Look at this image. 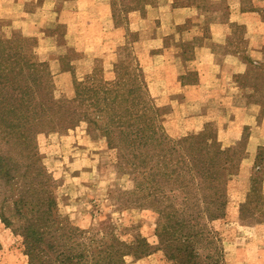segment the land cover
Masks as SVG:
<instances>
[{
	"label": "rangeland",
	"instance_id": "rangeland-1",
	"mask_svg": "<svg viewBox=\"0 0 264 264\" xmlns=\"http://www.w3.org/2000/svg\"><path fill=\"white\" fill-rule=\"evenodd\" d=\"M260 1L264 6V0ZM250 3L240 0L241 10L252 9ZM156 4L157 0H0V39L18 40L31 48L37 62L48 66L46 81L58 110L52 124L55 128L34 136L37 156L30 163L33 168L19 166L14 181L8 184L0 179V264H31L22 233L26 222H33L31 210L38 198L53 201L57 224L49 228L50 232L68 227L77 243L93 239L91 248L99 246L102 239L115 238L128 244L144 239L153 251L140 258L127 256L126 264H171L164 251L158 250V231L163 224L158 210L170 205L178 208L180 202L168 195L146 200L144 165L138 163L139 158L110 146L102 135V124L88 109L92 101H88L87 91L103 90L105 84L122 96L139 84L138 98L152 110V123L173 144L206 138L218 144L220 152L237 155L228 176L224 213L209 221L208 227L218 242L221 264H264V176L257 167L263 165L264 147L250 143V128L242 127L238 120L244 113L234 106L254 101L262 106L264 115V48L255 53L248 49L251 30L245 25L236 28L232 40L246 41L234 50L240 55L243 70L236 79L257 90L247 99L234 98L232 93L224 95L226 108L235 114L230 126L235 139L220 142L219 128L213 123L196 130L186 122V116L174 113L178 109L174 95L168 102L166 96H160V84L167 86L165 77L172 76L171 69L176 70V66L169 63L166 70L158 71L156 55L171 51L174 34L182 27L164 37L168 18L151 10ZM259 11L264 21V7ZM203 32L206 38V28ZM194 48H181L186 60L184 82L196 80L192 69L196 66L192 63ZM68 111L77 115L87 112L91 121L79 115L78 123L66 124L63 117ZM5 142L1 136L3 154L7 150ZM10 153L25 164L23 157ZM252 161L257 165L256 173L248 180L238 177L240 167ZM20 200L28 204L21 214L20 205H16ZM44 260L46 263L47 258Z\"/></svg>",
	"mask_w": 264,
	"mask_h": 264
},
{
	"label": "trees",
	"instance_id": "trees-1",
	"mask_svg": "<svg viewBox=\"0 0 264 264\" xmlns=\"http://www.w3.org/2000/svg\"><path fill=\"white\" fill-rule=\"evenodd\" d=\"M30 51L16 39H0V137L7 147L4 154L0 152V179L6 184L14 181L19 166L33 168L30 163L37 156L34 136L54 129L52 124L57 119L58 110L46 81L48 66L37 62ZM140 90L137 84L122 96L110 84L103 90L91 89L87 91L88 101H92L88 109L102 124L100 131L109 145L120 153H130L133 159L139 158L138 163L144 165L146 200L160 195L179 200L178 208L170 205L158 210L163 221L158 250L164 251L168 262L221 264L219 245L208 222L224 213L228 176L237 155L220 152L218 144L206 138L173 144L152 123V110L138 98ZM73 111L65 113L66 124L78 123L79 115L90 123L87 112L77 115ZM10 151L23 157L25 164ZM200 193L202 198L198 199ZM17 204L20 214L28 205L23 200ZM53 206L50 198H38L31 210L33 222H26L22 236L31 264H126L127 256L140 258L153 251L144 239L131 244L102 239L99 246L91 248L93 239L77 243L68 227L50 232L49 228L57 224ZM57 231L59 234H55ZM42 258H47L46 263Z\"/></svg>",
	"mask_w": 264,
	"mask_h": 264
},
{
	"label": "crops",
	"instance_id": "crops-1",
	"mask_svg": "<svg viewBox=\"0 0 264 264\" xmlns=\"http://www.w3.org/2000/svg\"><path fill=\"white\" fill-rule=\"evenodd\" d=\"M250 2L252 9L245 11L240 8L242 6L240 0H157V4L151 9L160 16L168 18V31L166 34L163 33L164 37L172 35L176 28L182 27L179 33L174 34L175 40L170 46L171 51L156 55L158 71L162 68L163 71L166 70L164 67L169 63L176 66V70L171 69L173 75L165 77L164 84L167 86L160 84V96H166L165 101L168 102L170 96L174 95L173 100L178 103V109L174 113L177 112L182 117L186 116V122L196 127V130L206 123H213L219 128L218 140L224 143L235 139H232L230 130L235 114L226 108L224 95L232 93L234 98L243 96L247 99V95L256 93L253 88L243 86L236 79L243 70L240 55L234 50L245 45L246 41L232 40L236 28L245 25L252 32L247 40L248 49L255 53L264 48V21L259 11L264 6L260 0H250ZM162 19L160 17V21ZM204 28L207 32L206 38L203 36L204 32L202 33ZM202 38L205 40L203 41ZM187 46L195 47L192 63L196 66L192 69L195 71L196 80L193 79L192 82H184L183 78L186 74L184 66L186 60L182 56L181 48ZM163 60L166 61L164 64ZM253 61L255 62L254 58ZM154 84L156 87L159 86L155 82ZM162 87H166L167 90H163ZM202 95L204 100H201ZM234 106L236 108H233L240 109L244 113V117L238 120L242 127L250 128V143L264 147L262 106L254 101H246L243 107L242 105L239 107V104ZM256 166L253 161L242 165L238 177L250 179L256 173ZM257 167L262 169L264 176V162ZM262 188L264 192V182ZM240 203L241 199L238 200V205Z\"/></svg>",
	"mask_w": 264,
	"mask_h": 264
}]
</instances>
